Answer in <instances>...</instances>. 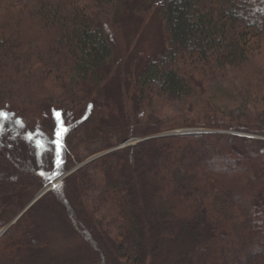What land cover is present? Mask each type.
<instances>
[{
  "label": "trees",
  "instance_id": "1",
  "mask_svg": "<svg viewBox=\"0 0 264 264\" xmlns=\"http://www.w3.org/2000/svg\"><path fill=\"white\" fill-rule=\"evenodd\" d=\"M151 13L161 47L133 59ZM140 15L120 55L116 37ZM262 51L264 0H0V264H52L42 205L95 264H264V78L246 77L234 109L210 92ZM56 113L68 132L55 178L140 142L85 164L13 223L57 172ZM181 129L208 132L161 136Z\"/></svg>",
  "mask_w": 264,
  "mask_h": 264
},
{
  "label": "rangeland",
  "instance_id": "2",
  "mask_svg": "<svg viewBox=\"0 0 264 264\" xmlns=\"http://www.w3.org/2000/svg\"><path fill=\"white\" fill-rule=\"evenodd\" d=\"M131 21H133L132 23L136 22L134 27H132V25L130 24ZM142 22H143V16L140 15L138 16L137 19H132V20L130 19L128 25L126 23L123 25L121 34L116 37L117 45L121 52L120 55H122V52L124 50L126 51L127 49L131 48L132 36L134 35L136 29H140V24ZM146 22L147 24L145 26L143 34L137 40V46L135 52L133 53V59L136 58L139 60H143V57L144 59L149 58L153 56L161 47L162 42H161L159 16L156 13H151L150 15H148ZM241 73L242 74L239 75L236 74L231 78L229 77L224 82L214 84L213 88L210 90L215 100L219 102L220 106L223 109H225L226 107L231 109L237 108L238 106L237 104L239 102V98H237L236 96L237 90L238 87H240V85L244 83L243 81L247 79L246 77L249 76L254 77V75L257 74L264 78V51L259 53V55L254 56V59L252 60V64L250 65L249 70H246L245 73L244 72ZM179 108L180 106H176V105L165 107V112H168L169 110L177 111L179 110ZM186 130L188 129L185 130L181 129L179 131L177 130V132L186 131ZM53 166H54L53 168H56V153H55V160H53ZM71 169L72 168L66 169L60 175L68 173ZM70 175L63 177L56 186H58L62 181H64ZM45 187L46 185L42 187L34 196L30 198L29 204L32 202L35 196L38 195ZM43 210H44V205H42L39 208L38 221H37L38 225L40 226V228L52 232L56 238V240L54 241L55 246L53 252L50 251L49 253L50 256L48 258H45L43 262L46 263L50 262L52 264H95L94 257L91 251L80 239H78V237L69 235L68 238L66 239V238H62L57 233L55 234L54 231L55 225H53L52 222H50V217L52 218V215L49 213L45 214ZM61 211L62 209L59 210V208H57V214L61 213ZM60 232L61 235L65 234L64 230H60Z\"/></svg>",
  "mask_w": 264,
  "mask_h": 264
},
{
  "label": "snow or ice",
  "instance_id": "3",
  "mask_svg": "<svg viewBox=\"0 0 264 264\" xmlns=\"http://www.w3.org/2000/svg\"><path fill=\"white\" fill-rule=\"evenodd\" d=\"M56 117H57V128H56V132H55L56 140L54 141V143L56 144V169H57V172L54 173L53 176L47 177L49 180L54 179L55 176L59 174V169L62 165L63 137L68 132V128L63 125V122L60 119V113H56ZM8 119H9L8 114L4 111H0V120L7 121ZM15 123L21 124V122L19 120H17ZM21 126H23V125L21 124ZM2 128H3V125H0V130H2ZM32 138L33 137L31 134H29L27 137L28 140H32ZM36 146L38 148L43 147V145L39 141L36 142ZM40 175L45 176L46 173L41 172Z\"/></svg>",
  "mask_w": 264,
  "mask_h": 264
},
{
  "label": "water",
  "instance_id": "4",
  "mask_svg": "<svg viewBox=\"0 0 264 264\" xmlns=\"http://www.w3.org/2000/svg\"><path fill=\"white\" fill-rule=\"evenodd\" d=\"M182 134H187V135H190V134H195V133H171V134H168V135H182ZM110 152V151H108ZM108 152H105V153H102V154H99L97 156H94L92 158H90L89 160L85 161L84 163H82L81 165H79L78 167L74 168L73 171H75L76 169L80 168L81 166L87 164V163H90L92 161H94L95 159L107 154ZM49 186L44 188L36 197L35 199L25 208V210L15 219V221L13 223L16 222V220L24 213L26 212L47 190H48ZM12 223V224H13ZM9 227V226H8ZM8 227L4 228L3 230L0 231V237L6 232V230L8 229Z\"/></svg>",
  "mask_w": 264,
  "mask_h": 264
},
{
  "label": "bare ground",
  "instance_id": "5",
  "mask_svg": "<svg viewBox=\"0 0 264 264\" xmlns=\"http://www.w3.org/2000/svg\"><path fill=\"white\" fill-rule=\"evenodd\" d=\"M139 142H140V140L136 139V140L132 141L131 143H129V146H134V145H136Z\"/></svg>",
  "mask_w": 264,
  "mask_h": 264
}]
</instances>
